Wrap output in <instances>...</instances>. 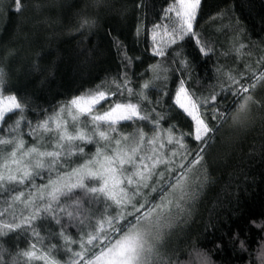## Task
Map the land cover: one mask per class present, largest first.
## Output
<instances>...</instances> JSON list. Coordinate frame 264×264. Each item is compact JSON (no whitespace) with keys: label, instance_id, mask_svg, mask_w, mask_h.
Here are the masks:
<instances>
[{"label":"snow or ice","instance_id":"obj_1","mask_svg":"<svg viewBox=\"0 0 264 264\" xmlns=\"http://www.w3.org/2000/svg\"><path fill=\"white\" fill-rule=\"evenodd\" d=\"M103 2L94 0L96 6ZM200 4L201 0H172L164 9L170 26L154 24L152 32L154 56L166 59V46H177L171 63L179 61V66L171 70L181 73L175 104L189 118L187 132L178 130L175 124L163 128L161 122H166V117L156 111L160 98L152 101L147 95L146 90L154 87L155 81L169 78L170 68L159 62L148 66L152 77L138 90L132 87L128 72H120L108 88L97 85L59 104L51 113L42 110L43 118L38 116L33 124L26 116L27 101L16 94H3L10 78L6 61L15 50L8 49L0 57V122L7 124L0 128L4 133L0 135V189L6 185L30 188L26 199L23 191L11 196L13 203L19 202L28 210V215L21 214L19 219L14 216L9 222L0 219V264H61L55 255L61 247L68 256L63 264H183L169 246L176 230H182L191 217L199 189L209 180L205 157L215 133L229 119L237 127H246L254 106L264 110V99L255 98L257 85L264 86V72L253 73L250 78L224 72L225 79L218 77L224 96L215 90L208 96H197L186 87L183 77L190 78V73L187 60L180 59L181 42L186 37L194 39L201 54L206 55V49L211 51L194 31ZM23 8L21 0H0V15L13 10L20 13ZM95 25V19L82 17L79 27L90 29ZM157 28H163L167 37L161 43L156 41ZM114 43L118 52L123 50ZM130 63L131 58L125 54L121 66L127 69ZM227 94L240 102L235 110L222 112L217 102L226 100ZM109 98H113L111 102ZM145 102L150 109L144 107ZM15 112L19 116L8 124L6 114ZM148 121L151 135L144 130ZM127 125L138 127L132 133L121 132ZM26 136L32 138L31 143ZM186 138L195 143V149ZM90 145H95L94 152H86ZM72 158L82 162L73 166ZM196 168H202V175L193 179L190 174ZM37 177H41L40 184L35 182ZM37 222H46L50 241L58 242L45 245ZM21 230L41 247L31 239L23 249L18 244L15 251L5 247L2 238L11 239ZM240 247L244 249L243 240ZM194 251L199 264H213L206 252ZM259 259L264 264V248Z\"/></svg>","mask_w":264,"mask_h":264},{"label":"trees","instance_id":"obj_2","mask_svg":"<svg viewBox=\"0 0 264 264\" xmlns=\"http://www.w3.org/2000/svg\"><path fill=\"white\" fill-rule=\"evenodd\" d=\"M21 3L22 12L13 10L0 15V57L8 49L15 50L6 61L10 78L3 94H16L21 101H27L26 116L33 124L38 116L43 118L42 110L51 113L59 104L97 85L108 88L120 72L127 71L132 87L138 90L144 80L152 77L148 66L159 62L170 68L169 78L155 81V86L146 90L147 95L152 101L160 98L156 111L166 117V122H161L163 128L175 124L180 131L189 130V118L175 104L181 73L171 70L179 66V61L176 64L171 61L177 46H166V59L154 56L152 50L153 25L170 26L164 9L172 0H104L99 6L94 0H21ZM82 17L95 19L96 25L80 28ZM158 29L163 28H157L156 33ZM194 31L211 48L210 52L206 49V55L201 54L200 46L187 37L180 45V59L187 60L190 73V78L187 75L183 78L186 87L197 96H208L213 90L224 96L226 93H221L219 87V80L225 79L224 72L243 74L245 78L264 72V0H201ZM114 41L122 46V51L118 52ZM125 54L131 58L127 69L121 66ZM217 68L221 71L217 72ZM255 98L264 99V86L257 85ZM239 102L227 94L226 100L218 99L217 103L220 111L227 112L235 110ZM144 107L151 106L145 102ZM18 116L19 112L6 114L7 123ZM144 124V130L151 135V122ZM4 127L7 124L0 122V128ZM136 127L127 125L120 131L132 133ZM25 139L32 142L31 137ZM186 139L190 148L195 149V143ZM94 151L95 145L86 148V152ZM72 159L73 166L82 162ZM205 162L209 180L198 191L191 217L173 235L170 250L176 251L183 264H199L194 249L206 252L213 264H260L259 253L264 248V110L254 106L243 128L229 119L215 133ZM202 171L196 168L190 175L194 179ZM47 175L45 170V183ZM35 182L40 184L41 177ZM18 191H23L26 199L30 188L6 185L0 189V219L9 222L14 216L19 219L21 214L28 215L21 203L11 200ZM46 229V222H37L44 244L57 243L50 241ZM72 234L76 235L74 230ZM29 239L37 243V248L41 247L23 230L2 241L10 251H15L17 244L26 248ZM55 255L61 264L68 259L63 247Z\"/></svg>","mask_w":264,"mask_h":264},{"label":"rangeland","instance_id":"obj_3","mask_svg":"<svg viewBox=\"0 0 264 264\" xmlns=\"http://www.w3.org/2000/svg\"><path fill=\"white\" fill-rule=\"evenodd\" d=\"M173 18H174V14H173ZM167 21H169L167 19ZM168 24H170V21L168 22ZM159 32H157V35H156V41L157 43H161L163 42V39L166 38L165 35H164V29H158ZM153 39V37H152Z\"/></svg>","mask_w":264,"mask_h":264}]
</instances>
